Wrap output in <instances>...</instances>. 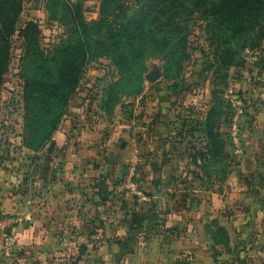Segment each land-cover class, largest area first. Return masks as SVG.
<instances>
[{"label": "rangeland", "instance_id": "374dc122", "mask_svg": "<svg viewBox=\"0 0 264 264\" xmlns=\"http://www.w3.org/2000/svg\"><path fill=\"white\" fill-rule=\"evenodd\" d=\"M64 1L70 11L0 0V41L8 54L0 148L15 146L16 125L35 102L24 77L33 43L44 55L67 49L56 83L77 80L64 116L80 108L78 123L91 137L96 117L115 116L123 105L135 140L145 138L149 118L164 116L171 132L165 148L185 159L168 160L170 176L157 177L162 198L184 211L185 229L224 264H264V0H101L98 11H91L97 2ZM92 21L101 28L83 35L82 23ZM105 101L109 112L101 109ZM142 155L119 169L122 185H137L139 198L154 186Z\"/></svg>", "mask_w": 264, "mask_h": 264}, {"label": "crops", "instance_id": "0c3cea01", "mask_svg": "<svg viewBox=\"0 0 264 264\" xmlns=\"http://www.w3.org/2000/svg\"><path fill=\"white\" fill-rule=\"evenodd\" d=\"M45 1L35 0L34 8L47 11ZM87 1L97 2L91 11H98L101 0ZM124 108L96 117L91 137L78 123L82 110L69 108L38 151L24 146L23 121L16 125L15 146L0 148V216L15 228L17 241L9 264H224L185 229L184 211L162 198L157 177L170 176L168 160L185 159L165 148L164 134L171 132L164 116L149 118L145 138L135 140L125 129L132 121ZM141 154L154 185L143 198L124 190L119 173Z\"/></svg>", "mask_w": 264, "mask_h": 264}, {"label": "trees", "instance_id": "16d2710c", "mask_svg": "<svg viewBox=\"0 0 264 264\" xmlns=\"http://www.w3.org/2000/svg\"><path fill=\"white\" fill-rule=\"evenodd\" d=\"M45 2L47 11L71 10L68 5L66 6L64 0H46ZM243 3L246 5L247 1ZM240 5H242V2H240ZM98 22L92 21L89 24L83 22V35H85L86 28L87 32L94 26L101 28V24ZM4 45L0 41V81L3 69L8 62V54L5 52ZM66 50L60 49L54 54L44 55L39 50L38 45L33 43L29 57L26 55V73L24 77L31 81L33 93L28 95L35 102L25 106L23 144L31 150L38 151L51 141L53 133L58 129L63 120L64 112L67 110L65 103L69 93L72 92L71 86L75 84L77 77H69V79H72L69 86L62 82L56 83V80L59 79L56 78L57 74L60 73L59 67L61 68L64 63L68 62ZM52 82L54 85H51ZM111 106L105 101L102 102L101 109L109 112V110H112ZM208 132L211 139H216V133L211 129V123Z\"/></svg>", "mask_w": 264, "mask_h": 264}, {"label": "built area", "instance_id": "2783aa9c", "mask_svg": "<svg viewBox=\"0 0 264 264\" xmlns=\"http://www.w3.org/2000/svg\"><path fill=\"white\" fill-rule=\"evenodd\" d=\"M129 175L133 176V173ZM123 188L137 197L142 195V191L134 183L128 182ZM16 242L15 228L4 217L0 216V264H9V258Z\"/></svg>", "mask_w": 264, "mask_h": 264}]
</instances>
